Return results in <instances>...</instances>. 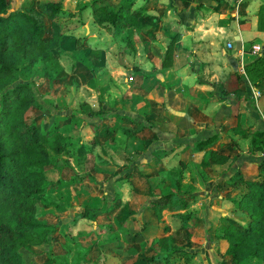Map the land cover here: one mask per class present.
I'll return each mask as SVG.
<instances>
[{"label":"crops","instance_id":"0c3cea01","mask_svg":"<svg viewBox=\"0 0 264 264\" xmlns=\"http://www.w3.org/2000/svg\"><path fill=\"white\" fill-rule=\"evenodd\" d=\"M60 1L64 10L74 12L70 19L86 15L87 22L86 28L81 31L77 26L65 28V33L78 38V43L73 51L59 52L58 64L63 70L73 73L76 85L80 83L81 86L83 84L81 82H84L87 86H94V78H97L99 84L95 96L103 108L105 101L101 102L98 97L101 95L102 98L110 88L99 79L100 73L102 75L105 73L112 81H116L117 76L114 73H117L116 68L120 66V61L108 55L111 46L106 40L107 32L98 30L106 29L110 34L118 26L96 23L89 7L79 9L81 4L92 0H77L81 3L75 10L66 7L63 0ZM117 1L119 0L110 4H116ZM263 2L264 0H242L239 3L242 11L238 12L233 7L223 10L219 0H132L131 8H143L139 15L140 26L120 28L124 30L131 28L137 37L134 42L135 69L131 72L140 75L145 84L139 83L134 94L148 105H145L143 112L135 111L136 116L132 117L125 112L130 109L127 107H132L133 104L130 97L125 96L129 99L124 100L122 94L118 93L119 96H115L114 91L110 90L113 94L111 100L113 107L109 106L110 111H106L108 113L102 111L103 113L100 112L101 115H98L102 110L98 104L92 106L82 97L83 100L80 102H83L84 108L73 109L77 112L73 118L75 121L73 129L77 134L76 139L80 142L76 156L84 154L80 166L89 173L96 169L97 162L106 163L104 156L125 162L128 155L124 154L126 151H130L133 160L145 156L142 158L145 165L155 169L164 167L150 171V175L136 169L130 174L122 175L128 178L129 189H134L135 194L146 198V203L141 208L154 219L153 223H142L139 230H130L128 227L129 216L135 212V207L132 204L130 206L128 201H121L115 196L113 203L104 202L100 208L94 209L90 206V195L79 193L83 189L82 186H89L87 182L90 176L85 174L81 181L73 182V189L81 187L75 191L82 197L80 203L89 205L95 217L101 214L106 220L112 216L105 224L111 223L113 228L105 226L109 232L117 231V234L122 235L125 242L124 258L121 259V253L117 250L106 251L119 258V264H141L139 262L141 256L158 249L157 239L162 236H168L173 243L180 244L184 251L188 252L187 258L172 257L170 264H203L205 261L206 264H210L208 256L213 251H215L213 264H233L231 257L224 253L226 240L217 237L215 232L217 223L223 216L229 222L239 225L246 223V213L237 208L235 201L232 200L241 191L240 183L231 184L227 179L233 174H239L244 178L256 177L257 164L264 160V148L253 149L250 142L251 132L254 130L264 132V76L251 80L244 72V64L260 52V46L264 42V28L258 25V5ZM133 3L137 4L132 6ZM228 15L230 18H227ZM245 21L246 25L242 24ZM234 33L239 37L238 49L235 48ZM257 46L260 47L258 52ZM169 47L170 57L163 64L165 52ZM65 52L71 56L68 69L60 62L65 58ZM72 63L73 67L70 69ZM96 67L99 68L96 69L98 75L94 71ZM127 78L131 80L132 76L129 74ZM122 79L126 81L125 77ZM250 82L261 90L254 101L251 90L253 85L250 87ZM148 84H151L149 89ZM77 103L73 106L78 107ZM108 104L110 103L105 105ZM118 107L121 109H117ZM89 111L92 113L88 114ZM126 118L131 122L130 125L122 123ZM86 128H89L91 133L86 136L87 138L81 132ZM209 137L211 139L206 140ZM239 140H248V146L240 148ZM152 145H156L155 148H151ZM210 150L226 154L227 159L211 163L207 158ZM169 155L175 158V165L167 167L162 159ZM235 161H237L235 166L221 169L223 165L227 166ZM74 165L77 166L73 161V167ZM191 166L193 170L201 167V174L206 175L205 179H201L203 176L201 175V181L213 179L216 199L210 205L218 213L216 219L207 225V229L196 226L201 221L200 217L187 210L189 204L196 200L195 192L188 194L179 192V187L183 183L182 171H190ZM217 169L221 170L218 172ZM151 175L160 176L154 177L156 180L151 183L152 178H149ZM86 190L90 191L89 188ZM168 191L184 197L185 207L172 210L168 206H163L160 216L157 217L147 206V201ZM76 205L79 203H73V207ZM164 208L176 217L177 223L174 228L161 218ZM80 210L75 209L73 213L71 220L73 226L77 219L87 218L80 216ZM177 213L186 214L188 217L180 219ZM204 231H207V238L215 248L203 249V244L193 240L195 236L204 240V237H201ZM121 242L117 240L115 244L120 246ZM220 242L224 243L222 248L218 247ZM85 252L86 257L97 258V252L86 249Z\"/></svg>","mask_w":264,"mask_h":264},{"label":"trees","instance_id":"16d2710c","mask_svg":"<svg viewBox=\"0 0 264 264\" xmlns=\"http://www.w3.org/2000/svg\"><path fill=\"white\" fill-rule=\"evenodd\" d=\"M131 3L132 0H119L116 4L92 0L81 4L79 9L89 7L96 23L139 27L143 8L133 9ZM258 11L264 15V2ZM73 14V11L62 8L60 0H21L14 8L8 6L7 0H0V264L34 263L29 256L30 247L44 243L51 230L50 225L39 218L37 199L34 198V195L48 189L44 170L59 157L67 167H70L67 157H72L79 167L83 162L84 154L76 156L80 142L76 137L71 139L74 129L58 128L63 125V120H72L74 128L73 118L77 112L55 114L45 110L47 113L43 115L49 114L52 121L49 123L42 115L41 126L38 116L30 117L28 114L34 98L33 81H18L10 86L17 80L20 65L29 70L40 63L43 77H50V81H59L63 76L74 79L73 73L63 70L57 61L61 50L73 51L77 46L78 38L65 33L61 21L62 17ZM258 24L264 28V22L263 25ZM169 57L170 47L165 52L163 64ZM72 67L73 63L70 69ZM244 72L251 80L264 76V42L260 52L244 64ZM78 108H84L83 102H79ZM251 134V146L260 149V142L264 143V132L254 130ZM209 139L211 137L206 140ZM226 157V154L213 150L207 153L211 163L223 162ZM257 168L258 175L254 178L235 174L229 179L231 184L240 183L241 191L232 200L246 213V223L229 222L223 216L216 226L215 235L226 240L224 253L231 257L233 264H243L250 258L264 262V160L258 162ZM85 174L91 176L84 169L79 174L73 172L69 179L61 182L81 181ZM185 200L168 191L149 199L147 206L159 217L163 206L172 210L184 208ZM79 213L91 219L95 215L86 204ZM177 215L180 219L188 217L181 213ZM105 225L113 228L111 223ZM157 244L158 249L141 256V264H170L172 257L187 258L188 252L183 246L173 243L168 236L159 237ZM85 255L84 248L76 251L72 264L85 263ZM50 260L51 264H67L64 256L51 255Z\"/></svg>","mask_w":264,"mask_h":264},{"label":"rangeland","instance_id":"374dc122","mask_svg":"<svg viewBox=\"0 0 264 264\" xmlns=\"http://www.w3.org/2000/svg\"><path fill=\"white\" fill-rule=\"evenodd\" d=\"M77 0H63V3L66 7L71 8L72 10L78 8V5L81 3ZM109 3L114 2L115 0H105ZM222 4V9L224 8H231L237 9L238 12L242 11V8L240 7V1L242 0H219ZM8 6L10 8H14L17 6L21 0H7ZM137 3H133L132 6L136 5ZM239 4V5H238ZM261 7V3L258 5ZM223 9V10H224ZM84 12V11H83ZM233 14L235 15V10H233ZM85 13V12H84ZM259 13V11H258ZM83 14V13H82ZM227 18H230V15H228ZM62 24L64 29L67 27H79V31L86 28V22L87 17L86 15H83L81 18H75L70 19V17H62L61 18ZM245 21L244 25H246ZM258 22L260 25H263L264 22V15L258 14ZM259 25V24H258ZM262 27V26H260ZM99 32H107V39L109 42L110 50L111 52H108V55L114 56L115 59L119 60L120 66L116 68V81H112L108 76L105 75V73L102 75L100 73L101 81H104L105 85H107L110 89H108L107 93H104L98 97V99L104 104V107L102 108L99 104L98 100H96V94L98 93L97 85V78H94L95 83L94 86H87L84 82L81 86H79L80 83L77 85L74 83L73 79H71V76L66 78V76H63L62 78L57 81L54 79L53 81H50L49 78H44L42 75V65L35 64L32 66L29 70H26L20 65L19 67V73L17 76V80L14 81L10 86H13V84L17 83L18 81H29L32 80L33 83L31 84V88L33 89V102L30 106V110H28V114L30 113L31 116H38L39 123L41 126H43V120L40 119V117L47 111L55 113V114H64V113H71L73 112V109L78 108L76 106V103L82 101L84 98L87 102H89L92 106H97L99 109L102 110L98 112V115H101L100 112H106L107 110L110 111V107H113L112 105V98L113 94H111L110 90L114 91L115 96H119L118 93L122 94V98L124 100L129 99L125 96L130 97V100L133 104L132 107L129 110H126L125 112L128 113V115L134 117L135 111L143 112L145 109L146 102L143 99H140V97L136 94H134L135 87L139 83H144V80L141 78L138 74H133L131 70L135 69L134 65V55H135V35L133 34V31L130 29L124 30L123 28H120L118 26L115 31L108 33L109 30L106 29H100ZM132 31V32H130ZM130 43V44H129ZM261 45V44H260ZM261 47V46H260ZM259 46H257V52L260 49ZM118 53L120 56L117 57ZM140 54L142 55L141 51ZM63 59L60 60L61 64L65 67V69H68V66L71 62V56L68 52L64 53ZM122 63V64H121ZM95 72L98 75V72L94 68ZM129 74L132 76V79L129 80ZM53 75V73H51ZM102 75V77H101ZM55 77V76H54ZM126 78V81L122 78ZM120 78V81H117ZM131 78V77H130ZM123 80L125 83H123ZM129 81V83H128ZM58 83V84H57ZM149 83V82H147ZM91 85V84H90ZM151 84L147 85V89L150 88ZM253 85V87H252ZM79 86V87H78ZM106 86V87H107ZM250 87H252L254 90V93L256 94V97L261 93V90L259 88H256L253 83L250 82ZM135 96V97H134ZM1 97V96H0ZM82 97V98H81ZM131 97L133 99H131ZM255 100V97L252 98V101ZM137 101V102H136ZM143 101V103H142ZM127 102V101H126ZM136 102V103H135ZM77 103V104H78ZM108 104L107 106L105 104ZM106 106V108H105ZM123 106V105H121ZM108 108V109H107ZM121 109V107L117 108ZM47 110V111H45ZM112 111V110H111ZM102 112V113H103ZM108 113V112H106ZM106 115V114H105ZM46 116L49 123L52 121V117L48 114L43 115ZM139 116V115H137ZM84 117V116H82ZM96 118V117H95ZM45 119V118H44ZM46 120V119H45ZM122 123L126 125H130L131 122L126 118L124 119ZM144 123H146V120L143 119ZM63 125L59 126L58 128L60 130H73V121H66L63 120ZM75 125V124H74ZM52 127V126H51ZM67 127V128H65ZM65 128V129H63ZM82 134L86 137L90 133V129H82ZM67 133V132H66ZM73 137H77V134L74 132L71 133V139L73 140ZM87 138V137H86ZM248 140L243 141L239 140V146L240 148H245L248 146L249 143H247ZM156 145H152L151 148H155ZM260 148H264V143L262 141L260 142ZM263 152V150H262ZM149 152H146V154ZM126 156L125 162L119 161L120 159H115L113 157L107 158V156H104V159L106 163H100L97 162V167L94 169L91 173H88L91 175L90 178H88L87 184L88 187L82 186L83 189L79 191V193H83L84 195L89 194L90 195V206L94 209L100 208L104 202V204H110L113 203L115 200L113 198L115 196L119 197L121 201H128L130 206L132 204L133 207H135L134 214L129 216V220L127 221L129 229H136L139 230L142 223L149 224L153 223L154 219L147 214L141 206H143L146 203V198L140 194H135L133 192L134 189H129L130 182L128 181V178L122 175L127 173L130 174L131 171H134V169L139 170L141 172L147 173L150 175V171L153 170H159L155 169L149 165H145L144 163V157H137L133 160V156H130V151H126L124 153ZM101 155V154H100ZM107 155V154H104ZM124 155V156H125ZM67 156V155H66ZM197 156V155H196ZM262 156V155H260ZM264 156V155H263ZM67 157V161L70 164V167H67L62 164L63 161H61L60 157L54 161L53 165L47 167L44 170L46 183L48 186L47 191L44 193H39L34 195V198L37 199V211L39 218L45 222H47L50 225L51 229L47 235L46 241L44 243L31 246L30 248V258L33 260V264H51L50 256L51 255H58V256H64L66 259L67 264H72L73 262V255L76 251L80 249H86L90 252H97V258L94 256L91 259H88L85 256V263L80 264H119L120 259L116 258L115 256H112L109 254L106 250H117L121 253V259L124 258V250L123 247H125L124 239L122 238V235L120 233H116L117 231L109 232L105 226L106 220H111L112 216H109L108 219H103L101 214H98L96 217L94 216L92 219L87 218H79L76 220L74 226L71 224V220H73V213L75 212V209H81L83 207V203H80L82 200V197L79 196V193L77 194L75 191L79 190L81 187H78L77 189H73V181H70L68 183H62L61 180L69 179L71 175H73V172H77V174L83 172L84 167L82 169H79L77 166L74 165L73 167V158ZM60 160V161H59ZM165 163V166L170 167L174 166L175 158H173V155H169L167 157H164L162 159ZM238 160V159H237ZM58 163L56 164V162ZM75 164V163H74ZM237 164V161L234 163H229L227 166L223 165L222 170L228 169L229 167L235 166ZM105 165V166H103ZM232 165V166H231ZM96 166V165H95ZM225 166V167H224ZM190 171H182V184L179 187L180 193H193L195 192L196 200L189 204L188 209L190 210V213L195 214L196 216H199L201 221L196 225L200 228L207 229V225L213 220H215V216L217 215L218 211L210 205V203L215 202L214 199H216L215 195V189L214 185L212 184V180L208 181H201L200 177L201 175V167L198 166L193 170L192 166L190 167ZM224 168V169H223ZM221 169H217L218 172ZM74 170V171H73ZM232 170V168H231ZM231 172V171H230ZM160 175H151L149 178H152V182H155V178H159ZM204 176V177H203ZM201 179H205L206 175H203ZM234 176V174H233ZM231 176V178L233 177ZM228 178L227 180L231 179ZM87 181V180H86ZM80 186V185H79ZM86 188H89L90 191H87ZM73 203H79V205L76 207H73ZM86 206L89 205L86 204ZM212 217L211 219H209ZM161 218L169 223L171 228H174L177 219L173 214H170V212L167 210V208H164L162 210ZM201 231V229H199ZM202 232V231H201ZM207 231H204L201 237H204V240L200 237H193L194 241L200 242V244H203V249L210 250L212 248H215V245L211 242H209L207 238ZM150 237V236H149ZM148 237V238H149ZM147 238V239H148ZM121 240V245H116V241ZM197 242V243H198ZM107 246H111L108 248ZM224 246L223 242H220L218 244V247L222 248ZM51 248V249H50ZM127 250V249H126ZM213 255H215V251L213 253H210L208 256V260L210 264H213ZM96 258V259H95ZM203 264H206V261L203 262ZM243 264H264V262H260L256 259H249Z\"/></svg>","mask_w":264,"mask_h":264},{"label":"water","instance_id":"95a60500","mask_svg":"<svg viewBox=\"0 0 264 264\" xmlns=\"http://www.w3.org/2000/svg\"><path fill=\"white\" fill-rule=\"evenodd\" d=\"M233 39H234V43H235V48H236V49L240 48V42H239L238 34H235V33H234V37H233Z\"/></svg>","mask_w":264,"mask_h":264},{"label":"built area","instance_id":"2783aa9c","mask_svg":"<svg viewBox=\"0 0 264 264\" xmlns=\"http://www.w3.org/2000/svg\"><path fill=\"white\" fill-rule=\"evenodd\" d=\"M251 90H252V96H253V98L256 97V94H255L256 92L254 93V90L255 89L251 88Z\"/></svg>","mask_w":264,"mask_h":264}]
</instances>
